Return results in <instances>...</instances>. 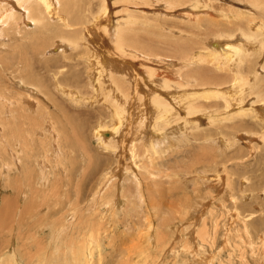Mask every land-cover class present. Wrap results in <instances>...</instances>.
Masks as SVG:
<instances>
[{
	"label": "rangeland",
	"instance_id": "obj_1",
	"mask_svg": "<svg viewBox=\"0 0 264 264\" xmlns=\"http://www.w3.org/2000/svg\"><path fill=\"white\" fill-rule=\"evenodd\" d=\"M5 1L0 0V7H5V10L8 6L13 9L24 2L26 5H32L33 11H40L38 0H10L11 3ZM69 2L70 5L66 9L70 13L68 19L73 17L74 20L70 18L72 22L68 23L71 24L69 28L59 19L49 20L51 24L48 25L47 33L36 40L37 45L43 46L39 49L41 56L31 54L32 47L36 45L31 37L35 35L20 32L21 28L25 29L20 22V13L15 12V18L21 23V27H13L8 33L10 32L11 38L14 35L12 31L19 32L20 36L16 37L21 40L11 42L5 33L0 34L1 63L5 64L6 61L8 64H18V69L24 74L34 56L38 63L41 62L44 66L51 64L50 69L68 73L67 83L62 85L65 84L70 90L80 93L78 103L71 104L62 98V101H66L63 103L60 97L57 99L52 95L50 83L44 79L46 77L32 79L25 75L29 78L23 79L28 83L30 80L31 84L41 80V91L47 93V97L50 98L52 93L53 97L48 102L43 96L35 94L38 101L34 93L32 95V92L23 89L26 86L15 78L16 74H10L12 82L5 72L0 75V97H5L3 94L7 90L9 94L6 95L10 97V102H17L8 104L9 109L13 110H9L12 114L9 116L5 113L7 105L0 99V264H63L62 257L65 254L66 264H199L202 260L201 264H264V130L261 129L264 125V0ZM75 4H78L77 8ZM72 5L76 8L74 13ZM84 7L92 12L93 20L84 13ZM24 21L29 23L25 30H32L31 22L26 19ZM242 25L245 27L242 28ZM60 39L73 41L71 51L57 53L55 44L57 45ZM119 39H123L120 46H124L126 50L130 49L127 53L120 49L117 51L118 47L114 43ZM171 45H174V49ZM169 46L172 48L170 50L183 52L186 58L196 55L201 60L198 59L199 63L195 61L196 65L187 63L191 66L180 70V67L175 65L178 58L171 59ZM232 47L238 52L235 58L234 52H231ZM55 53L60 54V57L55 56ZM209 53L214 55L209 57ZM226 55L240 61L232 69L233 72H239V84H243L247 92L259 88L248 92L245 102L240 104L243 110L247 111L245 115H248L243 120L249 121L250 124L239 132L231 128L228 130L222 127L233 125L240 118L236 117V121H233L227 120L228 116H223L216 122L209 121L207 116L217 115L218 112L198 108L196 115L201 116L202 120L198 121L197 130L190 128L193 129L190 131L189 126L191 127L193 120L185 119V111L179 108H182V97L191 96L192 90V94L200 95L196 104H201L202 107L211 102L224 106L225 100L235 105L231 85L232 71L224 67L226 64H221L226 62ZM216 56L225 59L223 61L220 58L222 61H217L218 59H214ZM66 57H69L70 61H67ZM62 58H65L67 66L63 69ZM88 58L94 61L93 65L86 62ZM18 60L23 63H18ZM96 61L101 64L103 75L108 71L114 73L113 78H105V82L102 76L99 81L96 79L94 84L97 89L111 85L112 92L120 88H125L128 92L124 91L126 96L119 97L128 103L126 118L116 119L120 117L114 114L115 106L111 100L105 103L101 93L94 100L95 93L91 82L93 75L98 74L97 66H100ZM232 61L229 64L236 62ZM109 67L114 70H109ZM177 70H180L182 77L184 72L188 73L189 78L186 80L189 81H185L191 88H181L185 84L181 83V77H178L180 75L174 72ZM179 83L181 86L177 88ZM53 92L57 94L55 87ZM257 96L260 99L256 98ZM22 97L30 100L34 106L20 101ZM157 97L160 106L173 108V122L166 127L169 130L163 129L167 132L162 130L165 122L156 121L157 104L154 100ZM35 100L39 104H36ZM229 110L232 111L233 108L230 107ZM219 111V114L224 113L223 108ZM179 112L184 113L180 116ZM39 114L53 118L56 137L38 129L45 126L44 118H40ZM3 116L7 119L4 120ZM98 126L104 129L105 135L111 133V140H108L109 150L97 144L94 133ZM112 128L116 130L114 133L118 131L117 134H112ZM34 129L37 131H33ZM53 142L62 149V164L55 161L59 156L54 153L53 147H50ZM7 143L10 146L6 150ZM10 148L18 150L15 157L21 159L22 165L20 172L17 170L19 174L10 172L5 175V162H8V158L13 160ZM116 151L120 155L116 156ZM39 164H46L48 167V185L43 186V178L38 177L41 173ZM13 165L14 163L11 164ZM117 169H120L119 172ZM22 171L26 176L22 175ZM107 173L109 174L105 177L104 174ZM29 175L32 177H27ZM112 175L114 177H111ZM15 177L27 178L23 180L26 188L22 198L16 193L17 188L13 189L10 181ZM109 177L110 179L106 180ZM145 177L148 178L143 180ZM143 182L144 184L140 185ZM43 194L47 196L44 197ZM104 194H107V200ZM117 196L120 198V204L116 203ZM101 197L102 201L99 202ZM231 198L236 199L235 204ZM5 201L10 209H6ZM74 204L77 205L76 210L72 208ZM194 208L197 211H194ZM69 218L73 220L68 223ZM64 229L65 232L58 234ZM200 229L205 230V238ZM200 237L204 241H201ZM75 250L76 253L82 251L76 257L78 260H75ZM91 251L94 252L92 255ZM53 253V257H57L56 261L59 262L54 261ZM84 254L86 256H83ZM91 256L92 258H89Z\"/></svg>",
	"mask_w": 264,
	"mask_h": 264
},
{
	"label": "bare ground",
	"instance_id": "obj_2",
	"mask_svg": "<svg viewBox=\"0 0 264 264\" xmlns=\"http://www.w3.org/2000/svg\"><path fill=\"white\" fill-rule=\"evenodd\" d=\"M5 1V0H4ZM18 1H25V0H18ZM27 1V0H26ZM257 1V0H256ZM5 3H11V1L10 0H6L5 1ZM70 2H69V0H38V6L40 7V11L39 10H34L33 11V8H32V5H26L24 2H22L21 3V5H16V7L15 8H13V9H11L9 6H8V9L7 10H5V7H0V34H4L5 33V36H7L8 37V39H10V41L11 42H16V41H20L21 39H19V38H17L16 36H20L19 35V32H15V31H12L13 33H14V35H13V37H11L10 38V36H9V33H8V31L9 30H12L13 29V27L14 28H16L17 26L18 27H21V23H22V26L24 25V27H25V29H26V27L29 25V23H27V22H25L24 21V19H26V20H28V22L30 21L31 22V25H32V30H23L22 28H21V30H20V32L22 31L23 32V34H33V35H35V36H32L31 37V39L33 40V42L36 44V40H37V38L38 37H42V36H44L45 35V33H47V31H48V25L49 24H51L50 22H49V20L51 21L52 19H59L60 21H62L63 22V24L65 25V26H67L68 28L70 27L69 25H71V24H68V23H70V21L72 22V20H70V18L68 19V13L69 12H67L66 11V9L69 7V4ZM81 3V2H80ZM258 3V2H257ZM37 4V3H36ZM78 5V4H77ZM76 4L74 5L75 7L77 6ZM73 5H72V12H73V10H75L73 7H74ZM81 6V5H80ZM89 7V6H88ZM85 8V7H84ZM108 8V7H107ZM87 11H90L89 10V8H85L84 9V13H86V15H88L89 17H91V11H90V13L88 14L87 13ZM186 11V10H185ZM15 12H18V13H20L21 14V18H20V22L21 23H18V21L16 20V18H15ZM74 13V12H73ZM24 14H25V16H24ZM69 15H70V13H69ZM73 15V14H72ZM140 15V14H139ZM239 16V15H238ZM75 17V16H74ZM76 17H78V15L76 16ZM242 17V16H241ZM260 17V16H259ZM92 18V17H91ZM98 18V17H97ZM101 18V17H100ZM71 19H73V17L71 18ZM76 20H77V18H75ZM140 19V18H139ZM260 19H261V17H260ZM68 20H69V22H68ZM74 20V19H73ZM90 20V19H89ZM92 20H93V18H92ZM131 20H133V19H131ZM144 20V19H143ZM78 21V23H79V20H77ZM98 21V20H97ZM138 21V20H137ZM74 22V21H73ZM91 22V21H90ZM127 22H128V18H127ZM131 22V21H130ZM77 23V22H76ZM86 23H87V21H86ZM250 23V22H249ZM248 23V24H249ZM74 24H75V22H74ZM73 24V25H74ZM105 24V23H104ZM128 24V23H127ZM143 24V23H142ZM119 25H120V23H119ZM132 25V24H131ZM191 25V24H190ZM5 26V27H4ZM115 26V25H114ZM243 26V25H242ZM246 26H247V24H246ZM260 26H262V25H260ZM30 27V26H29ZM90 27V26H89ZM129 27H130V25H129ZM233 27H234V25H233ZM245 26H243L242 28H244ZM108 28V27H107ZM241 28V29H242ZM251 28V27H250ZM262 28V27H261ZM193 30V29H192ZM229 30H231V29H229ZM257 30H258V28H257ZM248 32V31H247ZM253 32V31H252ZM254 32H255V30H254ZM76 33V32H75ZM22 36V35H21ZM123 37V36H122ZM128 37H129V35H128ZM241 37V36H240ZM239 37V38H240ZM253 37H254V35H253ZM242 38V37H241ZM248 38V37H247ZM251 38V37H250ZM118 39V38H117ZM254 39V38H253ZM93 40V39H92ZM242 40V39H241ZM117 41V40H116ZM120 41V42H119ZM119 41H117L116 43H114V44H116V46L118 47V49H117V51H119V49L121 50V51H123V52H126L127 53V50H130V49H128L127 47V50L125 49V47L123 46H120V43L123 41V39H122V41L119 39ZM131 41V40H130ZM133 41V40H132ZM184 41V40H183ZM211 41V40H210ZM5 42V41H4ZM91 42H93V41H91ZM250 42V41H249ZM248 42V43H249ZM256 42V41H255ZM131 43H133V42H131ZM218 43V42H217ZM239 43H241V42H239ZM59 44H62L63 46H60ZM170 44V43H169ZM180 44V43H179ZM181 44H183V43H181ZM242 44V43H241ZM84 45H85V43H84ZM125 45V44H124ZM131 45V44H130ZM226 45V44H225ZM239 44H237V47H239L238 46ZM55 46H56V51H57V53L58 52H61V53H66L67 51H71V48L73 47V41L72 40H69L68 39V41H66V39H60V42H57V45L55 44ZM173 46L174 45H171V47L173 48ZM182 46H186V45H182ZM216 46V45H215ZM229 46V45H228ZM242 46V45H241ZM41 47H43V46H41V45H35L34 47H32V52H31V54L33 55V54H35V56H41V54L39 53V49L41 48ZM131 47V46H130ZM231 47V46H230ZM234 47H235V45H234ZM248 47V46H247ZM172 48H170V46H169V50L170 49H172ZM223 48V47H222ZM226 48V46H224V49ZM241 48V47H240ZM252 48V47H251ZM6 49V48H5ZM174 49V48H173ZM188 49V48H187ZM186 49V50H187ZM232 49V51L231 52H234V58L235 57H237L238 56V52H235L234 50H233V47L231 48ZM247 49V48H246ZM255 49V48H254ZM253 49V50H254ZM7 50V49H6ZM59 50V51H58ZM166 50H168V48L166 49ZM226 50H227V48H226ZM256 50V49H255ZM188 52H189V49L187 50ZM237 51H239V50H237ZM170 52H171V55H172V57H171V59H173V57L174 58H178V62L177 63H175V65H178L180 68V70L181 69H183V67H185V66H191L190 64H187V63H192L193 65L195 64L196 65V63H199V61L201 60L200 58H197V56L195 55H193L194 57H192L191 56V58H186L185 57V54L182 52L181 53V51H178L177 49L176 50H170ZM190 52H191V50H190ZM213 52V51H212ZM240 52V51H239ZM244 52H247V51H244ZM251 52H253V51H251ZM49 53V52H48ZM57 53H55V56L56 55H59V57H60V54H57ZM166 53H168V52H166ZM192 53V52H191ZM216 53V52H215ZM222 53V52H221ZM228 53V52H227ZM257 53V52H256ZM261 53V52H260ZM51 54V53H50ZM49 54V56H51ZM168 54H170V53H168ZM208 54V53H207ZM223 54V53H222ZM226 54V53H225ZM232 54V53H231ZM245 54H247V53H245ZM249 54V53H248ZM258 54V53H257ZM48 55V54H47ZM166 55V54H165ZM187 55H188V53H187ZM190 55H192V54H190ZM189 55V56H190ZM209 57H211V56H213L214 54L213 53H209ZM250 56L252 55V54H249ZM261 55V54H260ZM104 56V55H103ZM224 56V55H223ZM246 56V55H245ZM263 56V55H262ZM261 56V57H262ZM159 57V56H158ZM169 57V56H168ZM244 57V56H243ZM16 58V57H15ZM31 58V57H30ZM56 58V57H55ZM221 58V57H220ZM220 58L219 57H214V59H218L217 61H219L220 60ZM225 58H226V62L225 63H221V64H226V66H224V67H228L227 68V70L229 69V71L231 72L232 71V74H231V76H232V86H233V92H234V94H232L233 96L235 95V100H234V102H235V105H234V103H230V102H228L227 100H225V104H224V106H221V105H223V104H221V105H218V103L217 104H212V102H211V104H207V105H204L203 107L201 106V104L200 105H197L196 104V102L199 100V98H200V95L199 94H192V92H193V90H192V92L190 93V95L191 96H187V95H184V93H182L181 94V96H183L182 97V100H181V98L179 97V96H177V97H179L180 98V100H181V102H182V108H179L180 110H184L185 111V115L184 116H186V118L185 119H189V118H191L190 120L192 121V125H191V127L189 126V129L190 128H193L194 130H197L198 128H199V126H197V123H198V121L200 120H202L201 118V116H197L196 115V113L198 112V111H196V109H198V108H207V109H213L214 111L213 112H218V114L217 115H215V114H212V115H210V116H207V118H208V120L209 121H213V120H215V122L217 121V119L219 120V118L220 117H223V116H228V119L227 120H233V121H236L235 119H236V117L237 118H240V120L238 121V122H236V123H234L233 125H230V126H224V127H222V128H231V129H233L234 131H236V132H239V131H242L243 130V128L244 127H246L247 125H249L250 124V122L249 121H245V120H243L244 119V117L246 116L245 115V112H247V111H245V110H243V108H242V106H240V104H242V102L244 101L245 102V96H246V94H248V92H252L253 90H259V88H253V89H251V90H249L248 92L244 89V87H243V84H239L240 82L238 81L239 79H241V78H239V72H233V68H234V66L236 65V64H239L240 63V61L238 60V61H236V59H232L230 56L228 57L227 55L225 56ZM224 58V59H225ZM238 58H240V57H238ZM64 59L65 58H62V60H61V64H63V66H61V69H63V68H65V67H67L66 66V63H65V61H64ZM198 59H200V60H198ZM213 59V58H212ZM211 59V60H212ZM223 61H224V59L223 58H221ZM233 61H232V60ZM66 60L67 61H70V58L69 57H66ZM75 60V59H74ZM203 60V59H202ZM215 60V61H216ZM222 60H220V61H222ZM245 60H247V57H246V59ZM19 62L18 63H23V61H21V60H18ZM196 61V63H194ZM217 61H216V64H217ZM230 61H232V62H235L233 65L232 64H229V62ZM242 61H244V60H241V62ZM86 62L89 64V65H93L94 64V61H90L89 60V58L88 59H86ZM172 62V61H171ZM201 62H203V61H201ZM212 62H214V60L212 61ZM11 63V62H10ZM123 63V62H122ZM174 63V62H173ZM209 63V62H208ZM243 63H245V62H243ZM65 64V65H64ZM96 64L97 65H100V66H97V68H96V72L98 73V74H96V75H93L94 76V78L92 79L93 80V82H91V87L93 88V90H94V93H95V96H93L94 97V100H96L98 97H99V94L101 93L102 94V96H103V101L106 103V101H109V100H111V103H113V105L115 106H113L112 104V106L114 107V109H115V115H116V117H120V118H116V119H122V118H124L125 116H126V114H127V107H128V103L122 98V99H120L119 97H124V96H126L125 95V93H124V91H125V88L123 89V88H120L119 90H114V92H112V86L111 85H109L108 87L106 86L105 88H104V86L103 87H100L101 88V90H99V89H97V87H96V84H94L95 82V80L97 79V81H99V79H101L100 77L102 76L103 77V79H104V82H105V78H108V79H111V78H113L112 77V75L114 74H111V72L110 71H108V73H105V75H103V72H104V70L102 69V66H101V64H100V62H98V61H96ZM161 64V63H160ZM203 64H205V63H202V65ZM211 64V63H210ZM216 64H214V66L216 65ZM22 65V64H21ZM49 66H44L43 65V63H38L36 60H35V57L34 56H32V61H30L29 63H28V67H29V69L28 70H25L26 72L24 73V74H21L22 73V71L20 70V69H18V64H16V65H14V64H8L6 61H5V64H3V63H1V61H0V75H2L3 73L2 72H5V74L7 75V77H9L8 79L12 82V75H10V74H16L17 76L15 77V78H18L20 81L19 82H21V83H23V85L24 86H26V88H23L24 90H26V91H28L29 93H31L32 92V95H33V93H34V96H36L35 94H38V95H41V96H43L45 99L44 100H46L47 102L48 101H51V97H56L57 99L60 97V99H61V101H62V98H65L68 102H70L71 104H76V103H78V100H79V98H80V93L79 92H77V91H72V90H70V88H67L66 87V85L64 84V85H62L64 82H66L67 83V79H68V77H69V75H68V73H64L63 71H57V70H55V69H50L51 68V64H48ZM105 65V64H104ZM175 65H173L172 64V68H174L175 67ZM208 65V64H207ZM212 65V64H211ZM230 65V66H229ZM244 65V64H243ZM131 66V65H130ZM168 66H170V65H168ZM198 66L200 67V65L198 64ZM218 66H220V63H219V65ZM17 67V68H16ZM45 67H49L48 69L47 68H45ZM53 67H55V66H53ZM60 67V66H59ZM93 67V66H92ZM158 67H160V66H158ZM213 67V66H212ZM221 67H222V65H221ZM168 68H170V67H168ZM201 68V67H200ZM217 68V67H216ZM243 68H244V66H243ZM260 68V67H259ZM264 67H262V69H263ZM111 68L109 67V70H110ZM175 69V68H174ZM193 69V68H192ZM222 69V68H221ZM226 69V68H225ZM225 69H224V71H225ZM246 69V68H245ZM261 69V70H262ZM51 70H54V71H51ZM111 70H114V69H111ZM124 70V69H123ZM123 70H122V72H123ZM180 70H177V71H174L177 75H180ZM194 70H196V69H194ZM200 70V69H199ZM217 70H219V68L217 69ZM217 70H216V72H217ZM236 70V69H235ZM50 71V72H49ZM173 71V70H172ZM220 71V70H219ZM255 71V70H254ZM6 72H8V73H6ZM67 72V71H66ZM70 72V71H69ZM113 72V71H112ZM125 72V71H124ZM169 72V71H168ZM208 72V71H207ZM221 72V71H220ZM219 72V73H220ZM223 72V71H222ZM262 72H264L263 70H262ZM172 73V72H171ZM190 73V72H189ZM194 73V72H193ZM34 75L35 74V76H31V75ZM94 74V73H93ZM182 74V73H181ZM221 74V73H220ZM219 74V75H220ZM226 74V73H225ZM230 74V73H229ZM257 74H259V73H257ZM262 74V73H261ZM264 74V73H263ZM25 75H29L30 77H32V79L33 78H35V77H38V78H42V77H46V78H44V79H47V81L50 83V90H51V92L53 93H51L53 96H51V94H50V98H49V96L47 97V93L45 94V93H43L42 91H41V80L39 81H37V82H35V83H33V84H31L30 83V80H29V83L27 82V80H25V79H23V77H28L29 78V76H25ZM183 77L180 75V76H178V77H181L180 78V80H181V83L182 84H185V85H183L181 88H185V89H187L189 86H190V88H191V85L189 84V83H187L189 80H186V78H189V75H188V73H186V72H184L183 73ZM91 76H92V74H91ZM95 76H97L96 78H95ZM226 76V75H225ZM244 76V75H243ZM257 76V75H256ZM258 77V76H257ZM260 77H261V75H260ZM209 78V77H208ZM90 79V78H89ZM179 79V78H178ZM215 79V78H214ZM219 79V78H218ZM222 79V78H221ZM226 79V78H225ZM247 78H245V80H246ZM187 82H186V81ZM205 80V79H204ZM217 80V79H216ZM215 80V81H216ZM220 80V79H219ZM213 81V80H212ZM242 81V80H241ZM243 82H246V81H243ZM17 83H18V81H17ZM210 83V82H209ZM102 84V83H101ZM0 85H2V83L0 82ZM103 85H105V83L103 84ZM178 85V87L177 88H179L181 85H180V83L179 84H177ZM180 85V86H179ZM236 85V86H235ZM45 86V85H44ZM166 86V85H165ZM185 86V87H184ZM241 86V87H240ZM6 87V86H5ZM53 87H55V91L57 92V94L55 95V93L53 92ZM247 87V86H246ZM163 88V87H162ZM180 88V89H181ZM189 88V89H190ZM197 88V87H196ZM227 88V87H226ZM248 88V87H247ZM8 89H9V87H8ZM11 89V88H10ZM91 89V88H90ZM6 90V89H5ZM21 90V89H20ZM48 90V89H47ZM159 90V89H158ZM167 90V89H166ZM169 90V89H168ZM197 90V89H196ZM195 90V91H196ZM9 91V90H8ZM128 91V90H127ZM182 91H184V90H182ZM181 91V92H182ZM194 91V92H195ZM244 91V92H243ZM10 92V91H9ZM46 92V91H45ZM48 92V91H47ZM126 92V91H125ZM177 92H179V91H177ZM207 92V91H206ZM50 93V92H49ZM126 93H128V92H126ZM254 93V92H253ZM9 94L8 92H7V90L5 91V93L3 94V95H5V97L4 96H1L0 97V99L2 100V102L5 104V105H7L6 106V110H5V113H6V115L8 114L9 116H12V114L10 113L11 111H13V110H11V109H9V107H8V104L10 105H13L14 104V102H16V101H12V102H10L11 100H10V97L9 96H7V95ZM26 94V93H25ZM201 95H202V93H200ZM222 94V93H221ZM224 94V93H223ZM223 94H222V96H223ZM32 95H30L31 97H32ZM49 95V94H48ZM169 95V94H168ZM178 95V94H177ZM180 95V94H179ZM214 95H215V97H216V99H217V96H216V94L214 93ZM22 96H24L23 95V93H22ZM29 96V97H30ZM152 96V95H151ZM154 96V95H153ZM224 96H225V94H224ZM228 96V95H227ZM25 97V96H24ZM29 97H27V98H29ZM42 97V98H43ZM128 97V96H127ZM210 98L212 97L211 95L209 96ZM219 97V96H218ZM229 97V96H228ZM231 97V96H230ZM36 98H37V96H36ZM119 98V99H118ZM208 98V97H207ZM206 98V99H207ZM225 98H227V97H225ZM256 98H258V99H260L258 96L256 97ZM30 99V98H29ZM33 99V98H32ZM35 99V98H34ZM53 99V98H52ZM128 99V98H127ZM153 99V98H152ZM158 97L157 98H155V100H154V102L157 104V117H156V121L157 120H163L164 122H165V124L164 125H162V130L164 129V128H166L167 126H169V125H171V122H173L172 120V117H173V108L172 107H170V108H166V107H162V106H160V102H158ZM171 99V98H170ZM220 99V98H219ZM230 99V98H229ZM37 100H38V98H37ZM85 100H86V98H85ZM98 100H100V98L98 99ZM101 100H102V98H101ZM121 100H123V101H121ZM172 100V99H171ZM173 100H175V99H173ZM221 100V99H220ZM232 100V99H231ZM264 100V99H263ZM20 101H22V102H24V103H26L27 105H29V106H31V107H33L34 106V104L30 101V100H28V99H24L23 97H22V99L20 100ZM39 101V100H38ZM55 101H56V99H55ZM222 101V100H221ZM63 103L64 102H66V101H62ZM97 102V101H96ZM100 102V101H99ZM179 102V101H178ZM200 102V101H199ZM204 102V101H203ZM247 102V101H246ZM17 103V102H16ZM23 103V104H24ZM35 103L36 104H39V102H36V100H35ZM57 103H58V100H57ZM91 103V102H90ZM180 103V102H179ZM198 103V102H197ZM59 104V103H58ZM110 104V103H109ZM178 103H176V105H177ZM204 104V103H203ZM53 105V104H52ZM56 105V104H55ZM110 105V106H111ZM175 104H174V106H176ZM38 106V105H37ZM109 106V107H110ZM178 106H179V104H178ZM245 106V105H244ZM84 107V106H83ZM177 107V106H176ZM179 107H181V105L179 106ZM231 107V109L233 108V110L231 111V110H229V108ZM112 108V107H111ZM220 108H223V110H224V113L222 114H219L220 113ZM9 110H11L10 112H9ZM24 110H26V108L24 109ZM35 110V109H34ZM47 110H48V108H47ZM177 110H178V108H177ZM31 111V110H30ZM35 111H37V110H35ZM41 111V110H40ZM49 111V110H48ZM47 111V112H48ZM131 111V110H130ZM175 111H176V109H175ZM25 112V111H24ZM28 112V111H27ZM111 112V111H110ZM253 112V111H252ZM262 112V111H261ZM2 113V112H1ZM0 113V114H1ZM4 113V114H5ZM26 113V112H25ZM42 113V112H41ZM113 113V112H112ZM180 113V116H181V114L183 115V113L184 112H179ZM207 113V112H206ZM258 113V112H257ZM257 113L255 114V115H257ZM3 114V115H4ZM11 114V115H10ZM20 114V113H19ZM48 114H50V113H48ZM89 114V113H88ZM111 114V113H110ZM231 114V115H230ZM5 115V116H6ZM14 115V114H13ZM31 115V114H30ZM37 115V114H36ZM45 115V114H44ZM47 115V114H46ZM52 115V114H51ZM109 115V114H108ZM258 115H262L261 113L259 114L258 113ZM2 115H0V117H1ZM8 116V117H9ZM22 116V115H21ZM38 116V115H37ZM39 116H40V118H44V122H45V126H43V127H41V128H38V129H40L41 130V132L42 133H47V132H49L53 137H56V124H55V121L53 120V118L51 117V116H41L40 114H39ZM113 116V115H112ZM171 116V117H170ZM248 116V115H247ZM246 116V117H247ZM31 117V116H30ZM176 117H177V115H176ZM175 117V118H176ZM263 117V116H262ZM3 118H4V116H3ZM6 118V117H5ZM5 118H4V120H5ZM13 118V117H12ZM111 118H113V117H111ZM126 118V117H125ZM7 119V118H6ZM31 119V118H30ZM35 119V118H34ZM110 119V118H109ZM8 120H10V118L8 119ZM29 120V119H28ZM222 120V119H221ZM262 120H264V119H262ZM33 121V120H32ZM115 122H116V120H114ZM151 121V120H150ZM184 121V120H183ZM185 121H187V120H185ZM191 121H188V122H191ZM224 121V120H223ZM30 122V121H29ZM38 122V121H37ZM110 122V121H109ZM131 122V121H130ZM187 122V123H188ZM227 122V121H226ZM258 122V121H257ZM6 123V122H5ZM36 123V122H35ZM112 123V122H111ZM229 123H230V121H229ZM232 123V122H231ZM30 124V123H29ZM114 124V123H113ZM118 124H120V123H118ZM118 124H117V126H118ZM142 124V123H141ZM159 124V122L156 124V125H158ZM224 124H225V122H224ZM227 124H228V122H227ZM264 124V123H263ZM33 125V124H32ZM31 125V126H32ZM35 125H37V123L35 124ZM184 125H185V123H184ZM104 126V125H103ZM115 126V125H114ZM116 126V127H117ZM130 126V125H129ZM140 126V125H139ZM193 126V127H192ZM39 127V126H38ZM107 127V126H106ZM159 127V126H158ZM261 127V126H260ZM6 128V127H5ZM31 128V127H30ZM109 128V127H108ZM117 128H119V126L117 127ZM135 128V127H134ZM183 128V127H182ZM221 128V127H220ZM116 129V128H115ZM144 129V128H143ZM166 129H168L169 130V128H166ZM193 129H190V131H192ZM261 129H263L264 130V125H263V128H261ZM32 130V129H31ZM103 128L102 127H100L99 128V126L97 127V130L95 129V133H94V135H95V137H97V144L99 143V147H100V145H101V148H102V146L105 148V149H108V147L110 146V145H108L109 144V142H108V140H111V139H109V136H111V133H108L107 135H105L104 134V132H103ZM112 130H113V128H112ZM111 130V131H112ZM170 130H171V127H170ZM173 130V129H172ZM187 130V129H186ZM229 130V129H228ZM33 131H37V129H34ZM106 131V130H105ZM110 131V130H109ZM114 131H116V130H113L112 131V134L114 135V134H117V132L116 133H114ZM140 131V130H139ZM163 131H166V130H163ZM5 132H7V131H5ZM137 132V131H136ZM167 132V131H166ZM232 132V131H231ZM1 133V132H0ZM121 133V132H120ZM9 134V133H8ZM15 134V133H14ZM167 134V133H166ZM200 134V133H199ZM6 135V134H5ZM103 135H104V137H103ZM128 135V134H127ZM263 135V134H262ZM1 136V135H0ZM15 136V135H14ZM129 136V135H128ZM164 136V135H163ZM170 136V135H169ZM175 136V135H174ZM10 138V137H9ZM46 138V137H45ZM105 138H107V139H105ZM118 138H119V136H118ZM0 139H1V137H0ZM39 139V138H38ZM40 139H42V138H40ZM31 140V139H30ZM68 140H70V139H68ZM127 140V139H126ZM218 140H219V138H218ZM263 140V139H262ZM12 141V140H11ZM161 141V140H160ZM221 141V140H220ZM258 142H259V140H257ZM28 142V141H27ZM133 142V141H132ZM152 142V141H151ZM159 141H157V143H158ZM18 143H20V142H18ZM50 143V142H49ZM123 143V142H122ZM161 143V142H160ZM263 143V142H262ZM46 144V143H45ZM220 144V143H219ZM19 145V144H18ZM21 145V144H20ZM130 145V144H129ZM10 145L7 143V145H6V150L8 149V147H9ZM53 147V150H54V153L55 154H57V156H59L60 157V154L62 153V149L56 144V142H53V143H51V145H50V147ZM122 146H123V144H122ZM148 146V145H147ZM154 146V145H153ZM13 147V146H12ZM21 147V146H20ZM32 147V146H31ZM51 147V148H52ZM131 147V146H130ZM221 147V146H220ZM103 148V149H104ZM111 148V147H110ZM128 148H129V146H128ZM22 149H23V146H22ZM44 149V148H43ZM146 149V148H145ZM222 149V148H221ZM225 149V148H224ZM15 150V151H14ZM32 150V149H31ZM47 150V149H46ZM109 150V149H108ZM2 151V150H1ZM5 151V150H4ZM10 151H11V155H12V158H13V160H9V158H8V162H5V175L7 174V173H10V172H15L14 174H16V172H17V170L20 172V170H21V168H22V165H21V159L20 158H17V157H15V155L18 153V150L17 149H14V148H10ZM121 151V150H120ZM106 152V151H105ZM2 153V152H1ZM113 153H114V151H113ZM130 154L132 153V152H129ZM134 154V153H133ZM133 154H132V157H133ZM115 155V154H114ZM118 155H120V153H118L117 151H116V156H118ZM4 156V155H3ZM2 156V157H3ZM44 156V155H43ZM135 156V155H134ZM41 157V156H40ZM57 157L56 158V160H55V158H54V160L55 161H58L59 163H63V161H61L62 160V158L60 157ZM123 157V156H122ZM23 158V157H22ZM51 158V157H50ZM59 158V159H58ZM135 158V157H134ZM2 159V158H1ZM53 159V158H52ZM61 159V160H60ZM118 159V158H117ZM4 161V160H3ZM25 162V161H24ZM74 162V161H73ZM14 163V165L13 166H11V164H13ZM57 163V162H56ZM33 164V163H32ZM51 165V164H50ZM49 165V166H50ZM56 165H58V164H56ZM135 165V164H134ZM39 166H40V174L38 175V177H42L43 178V183H42V185L43 186H45V185H48L49 183H48V177H49V174H48V172L46 171L47 169H48V167L46 166V164H39ZM139 166V165H138ZM47 167V168H46ZM57 167V166H56ZM59 167V166H58ZM57 167V168H58ZM120 167V166H119ZM130 167V166H129ZM132 167V166H131ZM145 167V166H144ZM60 168V167H59ZM87 168V167H86ZM115 168V167H114ZM136 168V167H135ZM146 168V167H145ZM26 169V168H25ZM113 170V169H112ZM118 170V169H117ZM120 170V169H119ZM119 170H118V172H119ZM23 172V171H22ZM113 172V171H112ZM116 172V171H115ZM114 172V173H115ZM147 172V171H146ZM18 173V172H17ZM205 173V172H204ZM204 173H202V174H204ZM19 174V173H18ZM21 174V173H20ZM25 174V176H26V173L25 172H23L22 173V175H24ZM109 173H107V174H104L105 175V177H107V175H108ZM110 174H112V173H110ZM146 174V173H145ZM28 175V174H27ZM110 176V175H109ZM116 176V175H115ZM142 176V175H141ZM151 176V175H150ZM6 177V176H5ZM27 177H30V175L29 176H27ZM32 177V176H31ZM30 177V178H31ZM111 177H114L113 175L111 176ZM182 177H184L183 175H182ZM227 177V176H226ZM23 177H15L13 180H10V181H12V185H13V189H15V188H17V189H15V191H17L16 193H19V196H20V198H22V197H24L23 196V194H24V192L23 191H25L24 190V188H26V186H25V184L23 183V180L24 179H27V178H23ZM148 177H145L143 180H146ZM205 178V177H204ZM210 178V177H209ZM213 178V177H212ZM106 179V178H105ZM110 179V177L108 178V179H106V180H109ZM185 179V178H184ZM15 180H17V181H19V182H16ZM32 180V179H31ZM37 180V179H36ZM5 181H6V178H5ZM26 181V180H25ZM24 181V182H25ZM29 181V183H30V185L32 184L31 183V181H30V179L28 180ZM27 181V182H28ZM9 182V181H8ZM7 182V183H8ZM194 182V181H193ZM11 183V182H10ZM105 183V182H104ZM186 183H188V182H186ZM27 184V183H26ZM35 184V183H34ZM114 184V183H113ZM121 184V183H120ZM136 184H137V182H136ZM144 184V182L143 183H140V185H143ZM8 185V184H7ZM11 185V184H10ZM11 185V186H12ZM30 185H29V188H30ZM104 184H102V186H103ZM109 185V184H108ZM36 187V186H35ZM35 187H33V188H35ZM28 188V187H27ZM28 188V189H29ZM32 188V189H33ZM101 189V188H100ZM109 189V188H108ZM137 189V188H136ZM30 190V189H29ZM99 190V189H98ZM56 192V191H55ZM26 193V192H25ZM35 193V192H34ZM104 193V192H103ZM95 194V193H94ZM26 195V194H25ZM44 195V194H43ZM92 195V194H91ZM98 195H100V194H98ZM105 195V194H104ZM47 196V195H46ZM45 195H44V197H46ZM93 196V195H92ZM122 196V195H121ZM120 196V197H121ZM43 197V198H44ZM50 197V196H49ZM56 198V197H55ZM105 198H106V200H107V194L105 195ZM46 199V198H45ZM124 200V199H123ZM98 201V200H97ZM102 201V197L101 198H99V202H101ZM105 201V200H104ZM231 201L233 202V204H235V201H236V199L235 198H231ZM6 202V201H5ZM20 202V201H19ZM18 202V203H19ZM21 202H22V200H21ZM116 203H118V204H120V198H118V196H117V202ZM123 203V202H122ZM200 203V202H199ZM198 203V204H199ZM23 204V203H22ZM24 204H26V203H24ZM115 205V204H114ZM209 205V204H208ZM6 209H10V207L8 206V202H6ZM18 206V205H17ZM96 206V205H95ZM82 207V206H81ZM20 208V207H19ZM18 208V209H19ZM72 208H75V210H76V208H77V205H72ZM5 209V210H6ZM40 209V208H39ZM42 209V208H41ZM116 209L118 210V207H116ZM35 210V209H34ZM78 210V209H77ZM94 210V209H93ZM114 210V209H113ZM196 209L194 208V211H195ZM6 211H8V210H6ZM37 211V210H36ZM41 211V210H40ZM72 211H74L73 209H72ZM197 211V210H196ZM202 210H200V212H201ZM17 212H19L18 210H17ZM75 212V211H74ZM193 212V211H192ZM69 213V212H68ZM202 213V212H201ZM200 213V214H201ZM178 214V213H177ZM200 214H199V217H201L200 216ZM69 215H70V213H69ZM202 215V214H201ZM72 217H73V219H74V214H72ZM73 219H67V221H68V223L69 222H71L70 220H73ZM41 221V220H40ZM90 221V220H89ZM10 222H13V221H10ZM14 223V222H13ZM9 224V223H8ZM192 224V223H191ZM194 224V223H193ZM70 225V224H69ZM33 226V225H32ZM143 226V225H142ZM11 227L13 228L14 227V225H11ZM30 228V227H29ZM45 228V227H44ZM196 228V227H195ZM194 229V228H193ZM202 230H203V228H201ZM200 229V232L202 231ZM244 229V228H243ZM65 230L66 229H64V230H61V231H59L58 232V234H61V233H63V232H65ZM193 231V230H192ZM205 231V230H204ZM204 231H202L203 232V236H204V238H205V235H204ZM28 232V231H27ZM68 232V231H67ZM17 233H18V228H17ZM96 233V232H95ZM99 233H100V231H99ZM98 233V234H99ZM147 233V232H146ZM188 233V232H187ZM68 234V233H67ZM66 234V235H67ZM150 234V233H149ZM186 234V233H185ZM199 234L200 233H198V235L197 236H199ZM72 235V234H71ZM201 235H202V233H201ZM99 236V235H98ZM140 236V235H139ZM195 236V235H194ZM193 235H192V237H194ZM196 236V237H197ZM55 237H57V236H55ZM151 237V236H150ZM99 238V237H98ZM95 239V238H94ZM165 239H167V238H165ZM180 239V238H179ZM201 241H204V239L202 240L201 239V237L199 238ZM70 240H72V239H70ZM27 241V240H26ZM262 241V240H261ZM72 242H73V240H72ZM158 242V241H157ZM95 243V242H94ZM93 243V244H94ZM54 244V243H53ZM57 244V243H56ZM73 244V243H72ZM96 244V243H95ZM191 244V243H190ZM68 245V244H67ZM74 245V244H73ZM156 245V244H155ZM51 246H52V244H51ZM89 246H91L90 244H89ZM95 246V245H94ZM161 246V245H160ZM9 247V246H8ZM55 247H56V245H55ZM54 247V248H55ZM70 247H71V245H70ZM82 247V246H81ZM132 247V246H131ZM53 248V249H54ZM65 248V247H64ZM74 248H76V247H74ZM84 248V247H83ZM179 248V247H178ZM57 249V248H56ZM59 249H61V247L59 248ZM68 249V248H67ZM79 249H81V248H79ZM91 249V248H90ZM130 250H131V248H130ZM133 250H136V249H133ZM166 250V249H165ZM188 249H186V251H187ZM262 250H263V248H262ZM60 251V250H59ZM64 251V250H63ZM86 251V250H85ZM54 252H55V249H54ZM57 252H58V250H57ZM75 253H76V250L74 251ZM82 251L81 250H79V252H77L76 254H74L75 255V260H78V258H76V257H78V255L81 253ZM84 252V251H83ZM89 252V251H88ZM188 252H189V250H188ZM187 252V253H188ZM66 253V251L63 253V254H65ZM68 253H69V250H68ZM94 253V252H93ZM92 253V251H91V255L93 254ZM261 253H262V251H261ZM50 254V253H49ZM48 254V255H49ZM54 254L55 253H53V255H52V257L54 256ZM62 254V255H63ZM89 254V253H88ZM128 255H129V253H127ZM263 254V253H262ZM61 255V256H62ZM66 255V254H65ZM65 255H63V257L62 258H64L63 259V264H66L67 262H66V256ZM127 255V256H128ZM50 256V255H49ZM65 256V257H64ZM68 256V255H67ZM83 256H86L85 254L83 255ZM90 256V255H89ZM264 256V255H263ZM45 257V256H44ZM73 257V256H72ZM129 257V256H128ZM59 258V260H60V257H58ZM89 258H92V256L91 257H89ZM94 258V257H93ZM53 259H54V261L57 263V262H59V261H56L57 260V257L55 258V257H53ZM51 260H52V258H51ZM73 260H74V258H73ZM75 260H74V262H75ZM80 261V260H79ZM92 261V260H91ZM99 261V260H98ZM130 261V260H129ZM213 261V260H212ZM1 262V261H0ZM53 262V261H52ZM82 262V261H81ZM93 262V261H92ZM97 262V261H96ZM201 262H203V260L201 261ZM201 262L199 263V264H201ZM123 263V262H122ZM58 264V263H57ZM59 264H61V262L59 263ZM85 264V263H84ZM100 264V263H99ZM208 264H209V262H208ZM211 264H212V262H211Z\"/></svg>",
	"mask_w": 264,
	"mask_h": 264
}]
</instances>
